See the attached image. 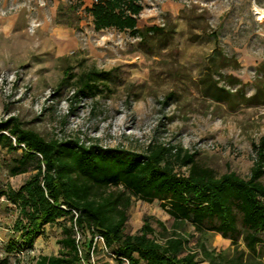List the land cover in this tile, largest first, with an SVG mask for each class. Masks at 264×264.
<instances>
[{"label":"rangeland","instance_id":"rangeland-1","mask_svg":"<svg viewBox=\"0 0 264 264\" xmlns=\"http://www.w3.org/2000/svg\"><path fill=\"white\" fill-rule=\"evenodd\" d=\"M92 3L0 0V119L18 117L47 140L79 139L120 151L144 153L151 143L171 144L195 153L196 161L218 176L233 171L248 178L254 144L264 135V104L232 110L204 96L199 81L217 49L238 61L236 70L223 73L246 83L247 96L255 92L256 68L264 63V0H143L139 27L175 24L170 40L166 35L154 39L155 53L130 31H97L85 11ZM66 65L76 77L58 89ZM94 67L112 71L109 80L101 82L104 92L76 101L71 96L75 81ZM170 92L175 97L166 105ZM20 152L2 150L0 190L9 184L18 189L36 172L9 175L10 161ZM132 200L126 233H136L147 215L174 229L175 220L160 200ZM17 213L15 205L0 198V258H8L9 264H32L38 255L59 254L57 240L70 225L68 218L47 225L33 250L20 251L13 249L19 240L14 231ZM153 225L161 232L156 222ZM182 234L190 237V249H198L199 241L217 252L234 247L217 233L201 237L192 224ZM113 253L109 249L101 261L128 264Z\"/></svg>","mask_w":264,"mask_h":264},{"label":"trees","instance_id":"trees-1","mask_svg":"<svg viewBox=\"0 0 264 264\" xmlns=\"http://www.w3.org/2000/svg\"><path fill=\"white\" fill-rule=\"evenodd\" d=\"M144 8L143 0H93L85 11L92 15L97 31H130L139 36L143 48L155 53L154 39L166 35L170 40L175 24L139 27ZM237 68L236 57L216 49L215 60L199 81L200 92L232 110L264 104V63L256 68L255 92L250 96L245 92L247 84L238 76L223 73ZM72 69L64 67L58 89L75 79ZM111 75L112 71L91 68L75 81L71 96L79 101L103 93L101 82ZM174 95L170 92L164 104ZM4 149L7 153L21 150L10 161L11 177L36 171L18 189L9 184L0 190V198L18 211L14 231L19 240L13 249L33 250L47 225L61 218L71 222L57 240L59 254L38 255L32 264H82L83 260L108 264L101 261L105 252L99 249L92 262L90 237L96 233L104 237L108 251L114 250L117 261L128 264H264V135L254 144V165L248 178L233 171L218 176L198 163L195 153L171 144L151 143L139 153L86 145L79 139L47 140L14 116L0 119V155ZM132 197L148 203L160 200L175 220L174 229L147 215L136 233H126ZM188 224L201 237L217 233L231 240L233 249L217 252L204 241L197 243L198 249H190V237L182 234ZM75 227L85 238L83 257ZM0 264H9V259L0 258Z\"/></svg>","mask_w":264,"mask_h":264},{"label":"built area","instance_id":"built-area-1","mask_svg":"<svg viewBox=\"0 0 264 264\" xmlns=\"http://www.w3.org/2000/svg\"><path fill=\"white\" fill-rule=\"evenodd\" d=\"M75 214H76V216H78V214L76 212H75ZM75 239H76V243L79 247V253H80L81 257H83L82 245L85 242V238H84L82 231L78 227H75ZM90 239L92 241V247H91L90 254H91L92 262H94L95 261V250L99 249V250H102L103 252H106V251H108V248H107V245L105 243V239L101 234L96 233L94 236L90 237ZM82 264H88V263L83 260Z\"/></svg>","mask_w":264,"mask_h":264}]
</instances>
